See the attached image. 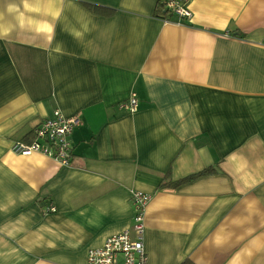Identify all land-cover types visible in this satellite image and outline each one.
<instances>
[{
	"label": "crops",
	"instance_id": "crops-1",
	"mask_svg": "<svg viewBox=\"0 0 264 264\" xmlns=\"http://www.w3.org/2000/svg\"><path fill=\"white\" fill-rule=\"evenodd\" d=\"M161 1L0 0V264H86L135 190L149 264H264V0ZM56 110L70 166L13 152Z\"/></svg>",
	"mask_w": 264,
	"mask_h": 264
},
{
	"label": "built area",
	"instance_id": "built-area-1",
	"mask_svg": "<svg viewBox=\"0 0 264 264\" xmlns=\"http://www.w3.org/2000/svg\"><path fill=\"white\" fill-rule=\"evenodd\" d=\"M161 4L165 10L178 18V23H181L182 19L191 17L188 0H162ZM138 106L139 102L135 94L120 105L129 113L137 112ZM81 123L80 114L66 117L60 110H56L51 117L44 119L34 129L32 140L15 141L12 150L20 155L40 153L61 166H70L74 157L71 135ZM131 200L134 208L132 228L109 237L103 246L90 249L86 264H149L143 245V235L145 211L152 196L135 190ZM56 211V208L51 206L45 210V213Z\"/></svg>",
	"mask_w": 264,
	"mask_h": 264
},
{
	"label": "trees",
	"instance_id": "trees-1",
	"mask_svg": "<svg viewBox=\"0 0 264 264\" xmlns=\"http://www.w3.org/2000/svg\"><path fill=\"white\" fill-rule=\"evenodd\" d=\"M84 5L91 13H93L95 15L109 16V15L114 13L113 10H111L110 8H107V7H103V6H99V5H95V4H89V3H85ZM158 8H159L158 9L159 13L161 14V15H159L160 17H166V16H168L169 18L174 17V15L171 12L165 10V8L160 3H159ZM202 173H204V172H202ZM201 174H198V175H201ZM194 177L195 176H191V177L186 178L184 180L178 181V182H176V184H180V183L189 181V180L193 179ZM185 264H192V263L186 262Z\"/></svg>",
	"mask_w": 264,
	"mask_h": 264
}]
</instances>
